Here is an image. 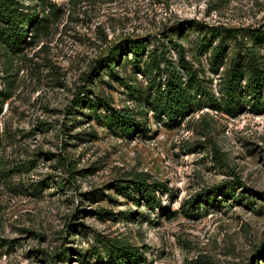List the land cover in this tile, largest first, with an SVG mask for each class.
Listing matches in <instances>:
<instances>
[{
  "label": "rangeland",
  "instance_id": "obj_1",
  "mask_svg": "<svg viewBox=\"0 0 264 264\" xmlns=\"http://www.w3.org/2000/svg\"><path fill=\"white\" fill-rule=\"evenodd\" d=\"M19 1L39 25L21 49L0 41V264H105L114 243L136 245L140 264H264V112L212 106L231 57L264 29V0ZM178 28L186 67L169 41ZM214 28L239 32L217 69ZM128 41L146 45L141 69L127 48L117 76L93 72ZM152 50L197 77L203 108L169 121L145 106L147 131L126 137L98 119L102 104L76 106L87 95L140 111L137 97L168 77L163 60L144 72ZM138 179L165 184L160 204Z\"/></svg>",
  "mask_w": 264,
  "mask_h": 264
},
{
  "label": "trees",
  "instance_id": "obj_2",
  "mask_svg": "<svg viewBox=\"0 0 264 264\" xmlns=\"http://www.w3.org/2000/svg\"><path fill=\"white\" fill-rule=\"evenodd\" d=\"M36 19L37 13L25 11L23 3L19 0H0V41L4 45L9 46L12 51L21 49L23 47L22 43H27L26 34L28 27L33 25H36L34 29L38 27L39 23L36 24ZM179 33H181V30L178 28L172 34L173 36H170L169 41L172 42L179 52L181 64L186 67L184 65L187 62L184 57V47L173 39L174 35ZM248 35L253 40L254 48H248L247 53L243 54L242 46H240L231 57L230 66L226 72L225 95L223 98L214 99L212 103L214 108L225 110L231 114H236L247 108L255 113L264 112V55L255 48L264 49V29L261 27L254 28L250 30ZM238 36L239 32L236 28L213 29L210 42L215 37L219 38L217 45L213 47V53L210 58L211 64L215 69L224 62L227 56L225 51L227 42L230 39L237 40ZM128 42L116 44L112 48V53L109 57L96 63L93 67V72L97 73L101 69L110 70L117 76L115 63L119 62V58L127 48L131 49V53L134 56L131 60L133 70L141 69V58L146 45L138 41ZM162 60L167 65L168 77L162 85L161 83L155 85L153 95L147 90L145 94L137 97L138 99L142 98L141 110L137 113L129 107L113 108L103 97L91 98L87 95H81L75 101L76 106H84L97 111L99 104H102V107L105 108V113L97 115L98 119L114 132L126 137H133L139 131H147L146 112L142 110L145 106H148L150 110L155 111L158 115L166 116L169 121H175L193 110L203 108L205 105L201 101L195 100L192 96L193 90L190 88L192 86L191 80L197 77L188 72L186 75L188 77L184 79L180 69H177L162 52L158 53L156 50L150 52V59L145 61L146 69L144 72L158 73L161 69ZM125 84L129 85L127 82ZM152 84H154L153 81H151L150 86ZM76 109L73 108V110ZM137 115L144 119H137ZM133 182L139 192L146 197L148 204H160V201L156 199L154 188L161 187L164 189L165 184L163 182H147L143 179L134 180ZM117 186L119 190H127L130 185L120 183ZM124 192L128 193L129 191ZM142 259V253L136 245L114 243L105 264H140Z\"/></svg>",
  "mask_w": 264,
  "mask_h": 264
}]
</instances>
